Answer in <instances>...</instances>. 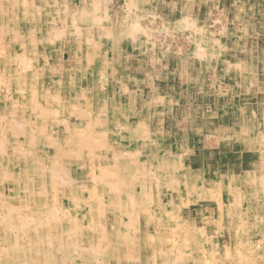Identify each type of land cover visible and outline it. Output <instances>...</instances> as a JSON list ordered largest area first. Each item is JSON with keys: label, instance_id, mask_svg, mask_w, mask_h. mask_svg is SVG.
I'll return each mask as SVG.
<instances>
[{"label": "rangeland", "instance_id": "374dc122", "mask_svg": "<svg viewBox=\"0 0 264 264\" xmlns=\"http://www.w3.org/2000/svg\"><path fill=\"white\" fill-rule=\"evenodd\" d=\"M0 264H264V0H0Z\"/></svg>", "mask_w": 264, "mask_h": 264}, {"label": "bare ground", "instance_id": "6f19581e", "mask_svg": "<svg viewBox=\"0 0 264 264\" xmlns=\"http://www.w3.org/2000/svg\"><path fill=\"white\" fill-rule=\"evenodd\" d=\"M66 253H67V251H66Z\"/></svg>", "mask_w": 264, "mask_h": 264}]
</instances>
